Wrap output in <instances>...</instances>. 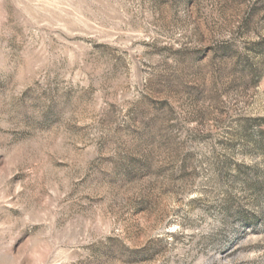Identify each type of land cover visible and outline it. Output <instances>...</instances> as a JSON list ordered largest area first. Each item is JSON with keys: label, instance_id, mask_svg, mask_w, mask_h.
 <instances>
[{"label": "rangeland", "instance_id": "1", "mask_svg": "<svg viewBox=\"0 0 264 264\" xmlns=\"http://www.w3.org/2000/svg\"><path fill=\"white\" fill-rule=\"evenodd\" d=\"M264 0H0V264H264Z\"/></svg>", "mask_w": 264, "mask_h": 264}, {"label": "snow or ice", "instance_id": "2", "mask_svg": "<svg viewBox=\"0 0 264 264\" xmlns=\"http://www.w3.org/2000/svg\"><path fill=\"white\" fill-rule=\"evenodd\" d=\"M262 67H264V65H262Z\"/></svg>", "mask_w": 264, "mask_h": 264}]
</instances>
